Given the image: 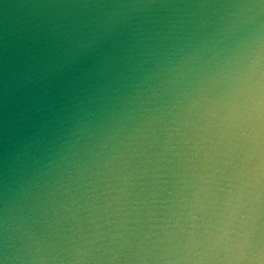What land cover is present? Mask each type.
Returning a JSON list of instances; mask_svg holds the SVG:
<instances>
[{"label":"water","instance_id":"1","mask_svg":"<svg viewBox=\"0 0 264 264\" xmlns=\"http://www.w3.org/2000/svg\"><path fill=\"white\" fill-rule=\"evenodd\" d=\"M0 264H264V0H0Z\"/></svg>","mask_w":264,"mask_h":264}]
</instances>
